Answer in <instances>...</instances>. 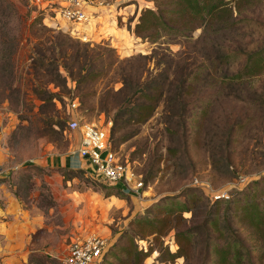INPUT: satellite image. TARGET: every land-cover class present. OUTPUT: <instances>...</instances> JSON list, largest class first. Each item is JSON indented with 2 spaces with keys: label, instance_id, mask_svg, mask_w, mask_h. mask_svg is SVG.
<instances>
[{
  "label": "rangeland",
  "instance_id": "rangeland-1",
  "mask_svg": "<svg viewBox=\"0 0 264 264\" xmlns=\"http://www.w3.org/2000/svg\"><path fill=\"white\" fill-rule=\"evenodd\" d=\"M4 1L21 20L7 21L0 8L5 56L16 39L11 89L0 74V179L24 176L40 218L13 246L0 240V264H64L91 237L108 244L92 264H214V247L232 233L250 252L247 264H264V69L231 79L244 54L264 49V0H246L228 24L176 22L142 37V12L177 19L174 0H93L81 27L45 19L29 0ZM149 97L155 113L136 124L128 113ZM74 101L85 123L109 129L141 189L78 166L80 133L68 130ZM252 205L263 223L249 215ZM188 232L181 252L176 236Z\"/></svg>",
  "mask_w": 264,
  "mask_h": 264
},
{
  "label": "trees",
  "instance_id": "trees-1",
  "mask_svg": "<svg viewBox=\"0 0 264 264\" xmlns=\"http://www.w3.org/2000/svg\"><path fill=\"white\" fill-rule=\"evenodd\" d=\"M246 0H174L175 9H173L172 13L177 16V19H169L165 16L163 12L159 10L145 9L142 12V15L139 18V22L135 28V34L138 37H142L143 34L150 31H173L171 24L176 22H185L183 24V28L191 27L196 24V28H207L212 25L219 24H228L231 20V17L234 13V9L242 4ZM7 4L8 6H4ZM12 6V8H11ZM0 8L2 9L1 14L2 18L4 17L7 21L11 20V15L18 16V19L21 20L19 13L13 4L9 3V1L0 2ZM11 8V9H10ZM14 10V12H13ZM179 17V19H178ZM23 22V21H21ZM190 29V28H188ZM154 36L151 35L146 36L145 40L150 41ZM0 40L2 43L4 42V36L1 35ZM13 50L10 54L5 56L3 47L0 48V57L1 61H3V57H7L8 67L2 66L0 69L1 76L9 75L10 83L9 89L12 88L13 85V76H14V58L16 55V39L12 38ZM7 44V43H5ZM3 44V46L5 45ZM245 55V66L239 72V74L232 76L231 79L239 80L243 77H253L257 76V73H260L264 69V49L257 52H249ZM12 77V79H11ZM189 81V78H186L179 87V92L181 91L182 95L185 94L184 88ZM126 87V84H125ZM53 98V96H52ZM149 103L142 104L139 106H135L132 109V112L129 111L128 115L132 114L134 118V122L136 124H145L155 113L156 105L152 102L151 97L148 98ZM114 123H118V120L115 119ZM256 208L255 205L251 206L250 216H254V220L258 223H263V219L259 214L254 212ZM248 211V210H247ZM180 213H191L189 209H185L183 205H180ZM215 220L210 221L211 227L215 225ZM157 234V232H156ZM232 235V240L226 244V246L222 247H214L215 250V259L214 264H247L250 259V252L243 245L241 240H239L234 233ZM177 240L180 246L179 251L182 252V247L186 243H189V239L191 238V232L188 233H179L177 234ZM213 245L211 244L206 248L207 254L206 259L209 257L211 249ZM140 255V254H139ZM140 258H144L147 256V253L140 255Z\"/></svg>",
  "mask_w": 264,
  "mask_h": 264
},
{
  "label": "built area",
  "instance_id": "built-area-1",
  "mask_svg": "<svg viewBox=\"0 0 264 264\" xmlns=\"http://www.w3.org/2000/svg\"><path fill=\"white\" fill-rule=\"evenodd\" d=\"M29 2L30 7L40 11L41 16L47 20L58 19L64 23L78 24L80 27L89 24L88 10L93 4L96 5L93 0H29ZM69 108L71 119L68 122V130L80 133L77 154L81 160L92 165L97 174L111 185L123 184L128 188L133 185L141 189L143 183L137 180L134 170L130 165L120 163L113 151L109 129H103L98 124L85 123L78 111V101L71 102ZM222 198L225 196H215L216 200ZM107 249L108 244L104 239L91 237L80 244L76 243L64 264H92L103 258Z\"/></svg>",
  "mask_w": 264,
  "mask_h": 264
},
{
  "label": "crops",
  "instance_id": "crops-1",
  "mask_svg": "<svg viewBox=\"0 0 264 264\" xmlns=\"http://www.w3.org/2000/svg\"><path fill=\"white\" fill-rule=\"evenodd\" d=\"M84 163L79 158L78 166L80 167ZM60 165L61 169L69 167L68 160L63 159ZM20 177L24 176L19 174L0 179V240L8 246H13L11 242H13L14 236L20 238L23 233L32 232L40 218L36 215L34 206L35 194L33 191L26 190L25 182ZM4 262L9 263L6 260H3V264H5Z\"/></svg>",
  "mask_w": 264,
  "mask_h": 264
}]
</instances>
